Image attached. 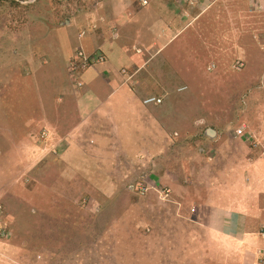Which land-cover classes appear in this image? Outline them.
<instances>
[{
    "label": "rangeland",
    "instance_id": "obj_1",
    "mask_svg": "<svg viewBox=\"0 0 264 264\" xmlns=\"http://www.w3.org/2000/svg\"><path fill=\"white\" fill-rule=\"evenodd\" d=\"M34 7L0 8L14 17L0 39V264H253L249 227L234 252H216L214 217L190 197L216 190L187 193L177 164L198 155L229 169L226 149L200 145L207 126L210 146L245 129V98L264 99V0ZM92 54L103 60L72 69ZM150 94L162 102L144 105Z\"/></svg>",
    "mask_w": 264,
    "mask_h": 264
},
{
    "label": "crops",
    "instance_id": "obj_2",
    "mask_svg": "<svg viewBox=\"0 0 264 264\" xmlns=\"http://www.w3.org/2000/svg\"><path fill=\"white\" fill-rule=\"evenodd\" d=\"M132 76L131 73V76L128 77V79ZM262 80L264 81L263 78ZM246 85H253L251 78L250 80H247ZM249 95L250 96L247 95L245 98L246 106L244 108V119H241L242 115L240 117V122H245L247 124V130L245 128L244 132L248 133L250 137L244 138V135L242 134L237 135L235 133L234 135L232 133L227 137L229 140L223 138L217 143V145L215 143V145L213 144L210 146L208 143H210L212 138H214V141H217L219 138L216 131L213 137L207 136L206 143L205 141H202V145H200L204 152L213 151L214 154H218L217 150L220 148L226 149V153L221 154L223 156L221 161L228 162L230 164L229 169H222V167H225L222 163H215L217 171H215L214 168L207 167L203 158H200V160L198 159V155H196L197 151L195 149L194 154L196 155V159H188L190 161L189 167L177 164V169L181 174L190 178L192 183H195L188 186L186 190L189 189L190 191L187 193H190L193 189L196 191V189H206L208 187L211 190H216V193H213L214 197L207 196L206 194L203 195L201 190L200 193L197 192L196 195L190 196L195 200L193 201L191 209H210L209 215L214 217V220L211 218H209V220L212 221V230H214L217 235L215 242L218 244L216 246L219 248L216 252H234V247L240 241L245 242V238H243L244 234H246L245 229L246 227H249L255 232V238L251 242V250L255 251V249H258V254H256V257L251 261H253V264H260L261 256H263L262 254L260 255V253H264V236L259 232V230L261 231V229H264V99L260 100L257 96ZM146 97L148 96L146 95L145 98ZM144 99L142 98V101ZM144 105L158 106L159 104ZM154 110L156 112L158 109L155 108ZM148 113L152 112L150 111ZM92 114L93 112L88 114V117L90 118ZM253 116H257V119L252 120ZM96 117H98L97 114H95L92 120ZM256 120L257 123L254 124ZM84 125L85 130L89 133L102 128L100 120L93 124L85 122ZM243 125L245 124H242L241 126ZM168 132L172 135L174 131ZM177 141L181 142L182 140ZM192 146L194 145L192 144ZM177 154L180 153L178 152ZM188 154L190 156L193 155L191 150ZM202 154H200V156ZM183 155L180 156L184 158ZM200 168L202 170L201 178L195 176L197 179L194 182V176L192 177L191 174H197V172L200 171ZM242 170L243 174H241ZM174 176L175 175L173 174V177ZM182 179L186 180L185 178ZM212 180L215 183L211 182ZM173 181L175 182L177 180ZM229 192L231 193L230 198L228 197ZM226 193L228 194L226 195ZM217 218L219 220V227L216 226ZM253 223L255 224L253 225ZM258 224L260 226L259 228L256 226ZM208 226L209 225L207 224L206 227L208 228ZM258 238L260 239L256 241ZM237 241L238 243H236Z\"/></svg>",
    "mask_w": 264,
    "mask_h": 264
},
{
    "label": "trees",
    "instance_id": "obj_3",
    "mask_svg": "<svg viewBox=\"0 0 264 264\" xmlns=\"http://www.w3.org/2000/svg\"><path fill=\"white\" fill-rule=\"evenodd\" d=\"M5 1H8V2H10V5L11 6H16V7H22L23 9H24V11L26 12V11H32V12H34V13H32V14H35V15H37V12H39V11H36L35 10V7L34 6H36L37 5V3L39 2V0H35V1H33V2H26V3H22L21 2V0H0V8H1V6H4L5 5ZM55 2L57 1V2H61L62 0H54ZM8 8V7H7ZM6 8V9H7ZM35 10V11H34ZM6 12V13H5ZM36 12V13H35ZM4 14H5V16L4 17H2V16H0V22L1 21H3V22H1L0 23V34L1 35H3V37H1V35H0V39H4V36H5V31L7 32V29H5L7 26L5 25L6 24V22H7V20L9 21V19H13L14 17H12L11 15H12V9H10V10H6V11H4ZM17 17V16H16ZM18 18V17H17ZM28 23V22H27ZM148 96H157V97H160V96H158V95H153V94H150V95H148ZM241 106V104H239L238 106H236V107H240Z\"/></svg>",
    "mask_w": 264,
    "mask_h": 264
},
{
    "label": "built area",
    "instance_id": "obj_4",
    "mask_svg": "<svg viewBox=\"0 0 264 264\" xmlns=\"http://www.w3.org/2000/svg\"><path fill=\"white\" fill-rule=\"evenodd\" d=\"M79 55L77 54V56H83L85 53L83 51H79L78 52ZM103 60L102 55L98 56V55H86V57L83 59L82 64L78 65V60L77 57L73 58V60H71V66L72 69H76L77 67H81V65H89V64H93L96 62H101ZM240 66H242V63L237 66L236 68H239ZM162 102V99L160 97L157 96H148L144 99L143 103L144 104H160ZM242 130H238L237 133L241 134Z\"/></svg>",
    "mask_w": 264,
    "mask_h": 264
},
{
    "label": "clouds",
    "instance_id": "obj_5",
    "mask_svg": "<svg viewBox=\"0 0 264 264\" xmlns=\"http://www.w3.org/2000/svg\"><path fill=\"white\" fill-rule=\"evenodd\" d=\"M242 65H243V64H242ZM234 67H235V66H234ZM235 68H236V67H235ZM240 68H241V67L236 68V69H240ZM208 129H213V128H212V127H209V126L205 127V129H204V134H205L206 136H208L207 133H206V130H208ZM239 129L242 130L241 134L243 135V133H244V127H242V126H239V128L236 129L235 133H236L237 135H241V134H238V133H237V131H238ZM213 130H214V132H216L215 129H213ZM214 135H215V133H214ZM212 137H213V136H212ZM165 191H166V190H165ZM165 193H167V192H165ZM260 233H261L262 236H264V229H261Z\"/></svg>",
    "mask_w": 264,
    "mask_h": 264
},
{
    "label": "water",
    "instance_id": "obj_6",
    "mask_svg": "<svg viewBox=\"0 0 264 264\" xmlns=\"http://www.w3.org/2000/svg\"><path fill=\"white\" fill-rule=\"evenodd\" d=\"M206 133H207V135L209 136V137H212L213 135H214V130L213 129H208V130H206Z\"/></svg>",
    "mask_w": 264,
    "mask_h": 264
}]
</instances>
